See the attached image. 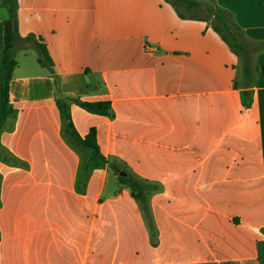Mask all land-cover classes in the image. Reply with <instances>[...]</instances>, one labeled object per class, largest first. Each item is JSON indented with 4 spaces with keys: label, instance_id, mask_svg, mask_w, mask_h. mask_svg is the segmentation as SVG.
Segmentation results:
<instances>
[{
    "label": "crops",
    "instance_id": "1",
    "mask_svg": "<svg viewBox=\"0 0 264 264\" xmlns=\"http://www.w3.org/2000/svg\"><path fill=\"white\" fill-rule=\"evenodd\" d=\"M16 1L35 43L15 46L0 133L26 165L0 161V264H264V0H229L236 39L172 0ZM59 97L110 103L66 100L107 163L83 173ZM111 164L156 187L146 213Z\"/></svg>",
    "mask_w": 264,
    "mask_h": 264
},
{
    "label": "trees",
    "instance_id": "2",
    "mask_svg": "<svg viewBox=\"0 0 264 264\" xmlns=\"http://www.w3.org/2000/svg\"><path fill=\"white\" fill-rule=\"evenodd\" d=\"M0 3L5 6L8 13V19L3 23V51L0 54V133L8 128L12 127L15 117V110L9 103V84L13 76V71L16 67L14 60L15 46L17 43L34 42V36L28 35L25 38H21L18 34V20L17 12L18 5L16 0H0ZM171 6L181 19H186L187 15L181 11L180 7L185 10L189 8L201 7V4L194 0H172ZM218 20L219 17H217ZM226 28V26H224ZM213 30L223 37V29L218 26H212ZM40 57L38 58L39 64L48 67L51 64V60L47 54L44 46L38 45ZM232 48V47H231ZM70 102L77 104L87 112L95 115L105 116L111 118L113 116L111 105L109 102H81L76 98L66 99ZM65 98L59 97L57 99V105L60 110L61 119L63 121V135L66 141L75 148L83 157V173H86L90 168L101 166L106 160L100 156L95 139V132L91 130L86 138H81L75 131L68 111V103ZM0 161L11 166L25 167L26 165L16 159L10 152L0 145ZM111 168L116 174L122 170L111 164ZM1 181V176H0ZM120 184L128 188L137 198L142 210L147 211V195L156 189L155 186L148 184L147 182L135 179L132 176L126 178H118Z\"/></svg>",
    "mask_w": 264,
    "mask_h": 264
},
{
    "label": "rangeland",
    "instance_id": "3",
    "mask_svg": "<svg viewBox=\"0 0 264 264\" xmlns=\"http://www.w3.org/2000/svg\"><path fill=\"white\" fill-rule=\"evenodd\" d=\"M198 1L201 2V7L189 8L186 10L183 7H180L181 11L188 16H196L206 19L210 25L222 28L224 33L234 34L232 36L236 39L237 35L234 31L238 30V27L234 24L233 19L239 14L241 6L239 5L238 7L237 4L231 5V1L229 0H222V3L218 0ZM217 17H219L220 20H218ZM224 26H226V28ZM26 43H28V45L32 44L31 41ZM25 55L30 59L33 58V56H38L37 53L31 50L25 52Z\"/></svg>",
    "mask_w": 264,
    "mask_h": 264
},
{
    "label": "water",
    "instance_id": "4",
    "mask_svg": "<svg viewBox=\"0 0 264 264\" xmlns=\"http://www.w3.org/2000/svg\"><path fill=\"white\" fill-rule=\"evenodd\" d=\"M118 177L126 178L127 174L124 171H120L119 174H118Z\"/></svg>",
    "mask_w": 264,
    "mask_h": 264
}]
</instances>
